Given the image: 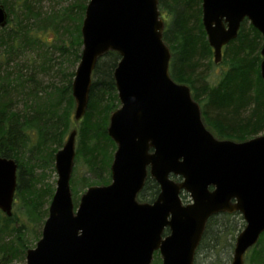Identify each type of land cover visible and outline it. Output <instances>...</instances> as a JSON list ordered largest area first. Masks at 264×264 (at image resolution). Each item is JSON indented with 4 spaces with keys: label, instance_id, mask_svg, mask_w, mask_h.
<instances>
[{
    "label": "water",
    "instance_id": "water-1",
    "mask_svg": "<svg viewBox=\"0 0 264 264\" xmlns=\"http://www.w3.org/2000/svg\"><path fill=\"white\" fill-rule=\"evenodd\" d=\"M203 26L214 50L239 36L247 20L263 36L264 0H203ZM0 4V28L8 25ZM159 0H90L82 25L81 61L72 84L74 120L86 115L100 58L116 52L120 108L108 134L117 146L112 181L90 187L76 205L71 181L77 130L56 154L58 176L42 237L27 251V264H195L209 220L240 213L245 222L231 264H245L264 234V135L245 142L220 140L207 129L187 85L170 76ZM18 164L0 156V211L13 215ZM160 187L153 203L140 202L148 177ZM174 178H180L176 181ZM191 202L184 204L182 195ZM166 229L170 234L164 237Z\"/></svg>",
    "mask_w": 264,
    "mask_h": 264
},
{
    "label": "trees",
    "instance_id": "trees-1",
    "mask_svg": "<svg viewBox=\"0 0 264 264\" xmlns=\"http://www.w3.org/2000/svg\"><path fill=\"white\" fill-rule=\"evenodd\" d=\"M29 1L24 0V6L33 14ZM202 3L203 0H159V10L165 22L164 41L171 51L170 76L176 83L191 89L193 99L201 107L203 121L215 137L245 142L264 132V80L260 70L263 36L245 20L238 38L224 47L221 63L215 64L212 59L214 50L203 26ZM86 8L81 6L82 16L72 40L75 64L81 61V30ZM11 11L8 8L7 27L0 28V49L6 48V53L16 51L17 41L23 38L24 33L19 31L23 21L14 27ZM69 20L76 21L71 17ZM0 59L7 62L3 57ZM120 60L116 52H109L99 59L93 73L89 108L79 122L74 120L75 100L72 95V78L76 72L65 74L68 84L64 87L53 84L43 87V82L34 73L30 77H22L21 74L14 77V70L6 69V64L0 60V156L15 160L19 166L14 204L18 208L11 217L0 211V264H10L19 257L24 259L30 250L31 234L36 233V228L44 227L49 212L46 205L51 203L55 188L47 185L35 191L31 178L36 168L33 161L37 162L42 156L44 161L49 159L53 163L56 152L73 130L78 133L75 162L86 166L90 174L80 181L72 177L75 204L79 203L80 189L111 183V167L117 146L110 138L108 128L111 115L120 108L114 79ZM203 61H207L210 67L225 65L227 70L218 76V83L197 87L203 76ZM53 88L54 92H48ZM23 97L26 104L20 109L16 102ZM24 148H28L27 152L23 151ZM174 179L181 181L180 178ZM159 193V185L149 176L138 200L153 203ZM244 227L240 213L212 217L197 250L195 264H200L203 252L217 254L220 248L227 246L232 251L231 264L237 239L235 235L240 234ZM6 235L11 236L12 241L1 245V237ZM229 236L233 240H229ZM245 264H264V234L247 253Z\"/></svg>",
    "mask_w": 264,
    "mask_h": 264
},
{
    "label": "rangeland",
    "instance_id": "rangeland-1",
    "mask_svg": "<svg viewBox=\"0 0 264 264\" xmlns=\"http://www.w3.org/2000/svg\"><path fill=\"white\" fill-rule=\"evenodd\" d=\"M23 1L24 0H1L0 2V4L5 5L7 13L8 8H11L12 19L14 18L15 24L14 27H17L19 21H23L19 31L24 32L23 38L17 41L18 47L16 51L6 53V48L0 49V57L5 58L7 62H4L3 59L0 60L6 64V69L14 70V77L20 74L22 77H30L31 73H34L38 76L39 80L43 82V87L48 84H53L55 87H64L68 84V79H66L65 74L75 73L79 66V63L75 64V53L72 48V40L73 36L76 34V27L82 16L81 6L87 7L90 0H30L29 3L33 14L29 13L27 8H25ZM70 17L76 19L75 23L69 20ZM9 26L11 27L12 25ZM29 37L32 39H28ZM212 59H214V57ZM202 64H204L202 68L203 76L201 77V82L196 84L197 87L207 83L212 85L218 83V76H221V74L227 70V66L225 65L210 67L207 61H203ZM69 79H71L70 76ZM72 79L74 80V77ZM54 91L55 89L53 88L48 92L52 93ZM16 104L20 109L25 108V98L19 99ZM260 135H264V132H261L258 136ZM255 137L257 136L251 138ZM67 140L68 136L65 143ZM63 146L64 144L59 148L56 154ZM27 149L24 148L23 151L27 152ZM38 160L37 162L33 161V167L36 168L33 169L34 172L31 176L33 179L32 184L36 187L35 191L41 188L44 189L47 185L53 186L56 190L58 176L55 168V160L53 163L49 162V159L44 161L42 156H40ZM74 169L76 174L74 172L73 176L79 181L83 177H90V174L87 173L86 166L83 164L75 162ZM80 190L77 196L78 201L83 193L87 191V189ZM182 199L184 204L191 202L188 194L182 195ZM50 204L51 203H48V205H46V209H49ZM17 208V205H14L13 211H16ZM22 219L24 218L22 217ZM42 231L43 226L36 228V233L31 234L32 237H30L29 249H34L36 247L38 241L42 237ZM238 235L239 232L235 237L237 238ZM229 240H233L232 236H229ZM11 241V236L6 235L1 237V245L4 243L9 244ZM26 256L27 252L24 259L19 257L14 259V262H10V264H27ZM231 259L232 251L231 248L227 246L226 248H220L217 254L203 252L200 257V264H229Z\"/></svg>",
    "mask_w": 264,
    "mask_h": 264
},
{
    "label": "flooded vegetation",
    "instance_id": "flooded-vegetation-1",
    "mask_svg": "<svg viewBox=\"0 0 264 264\" xmlns=\"http://www.w3.org/2000/svg\"><path fill=\"white\" fill-rule=\"evenodd\" d=\"M169 234H170L169 230L166 229L164 233V237L168 236ZM158 263L163 264V260L159 251L154 253L153 261H152V264H158Z\"/></svg>",
    "mask_w": 264,
    "mask_h": 264
}]
</instances>
